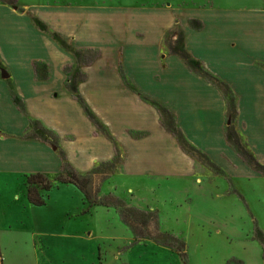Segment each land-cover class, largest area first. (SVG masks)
Returning <instances> with one entry per match:
<instances>
[{
	"label": "rangeland",
	"instance_id": "rangeland-1",
	"mask_svg": "<svg viewBox=\"0 0 264 264\" xmlns=\"http://www.w3.org/2000/svg\"><path fill=\"white\" fill-rule=\"evenodd\" d=\"M0 7L15 18L40 16L79 48L82 58L65 70L77 88L90 85L87 99L79 95L98 109L89 107L91 117L71 91L56 100L21 85L28 108L59 133L50 129L49 150L0 138L3 264H264V97H256L264 82L255 81L264 74V0H0ZM14 17L0 15L12 60L25 69L35 57L50 60L52 78L59 75L60 56ZM1 99L0 125L23 130L25 119ZM63 155L89 181L90 200L59 181ZM37 172L53 185L41 193L44 206L30 203L21 177Z\"/></svg>",
	"mask_w": 264,
	"mask_h": 264
},
{
	"label": "crops",
	"instance_id": "crops-1",
	"mask_svg": "<svg viewBox=\"0 0 264 264\" xmlns=\"http://www.w3.org/2000/svg\"><path fill=\"white\" fill-rule=\"evenodd\" d=\"M4 8H6V7H4ZM8 14L10 16L14 17V15L12 13H10L8 10H4V9H2V7H0V15L8 16ZM26 15H27V17L24 15L23 16H21V15L16 16L17 18L14 17V22L16 21L17 23H19V19H23V20L27 21L28 23H31V24H29V26H31V27H32V25L34 26V28L38 31L37 33L39 35L40 42H42L48 48L52 47L56 51V53L60 56V59L55 60V68H54V69H57L60 72V74L52 78L53 67L51 66V63L49 62L50 60H46V59L41 60V59H38L36 57L31 60L29 67L27 69H25V67L22 66L20 64V62L13 61L10 54L7 53V51L5 50V45L7 43L11 44L13 41L12 40V34L11 33L9 34L8 30H5V35L4 34L0 35L1 37H3V41L1 40V42L4 44V45H0V61L3 65V68L0 67V102L3 100L1 98H3L4 95H6V99H8V100H6V104L9 106L8 108L12 109L14 116H17L16 119L18 121H24V120H20L22 118L25 119L24 129L19 131V132H14V131L9 132L6 130L5 124L0 125V138H1V140H3L4 145H9V144H11V142L17 143V146L19 147L18 149L29 148V147H43V148L47 149L48 147L45 144H43L44 142L41 143L38 141H33V140L27 141V140L23 139V136L28 131H30L29 130V128H30L29 118L43 123L44 125L47 126L48 129H52L56 132H58L59 130L56 127H54L53 125H51L48 121H47L48 123L44 122L42 120V117L39 116L38 114H36L37 112L35 111V109L33 110V108H30V107L28 108L27 102H25V100L23 99L26 97V95L24 93L25 88L21 87V85L23 84V86H27L28 88H30L32 95L41 96L42 94H44L45 98H49V99L56 98V100L60 99L61 97L68 98V96H66L67 94H69L68 92H70L69 87H68V83L71 81H69V76H68L69 74L67 73L66 70L68 67L73 66L75 64V61H77V60L71 54L66 52L57 42H55L51 38L50 35L41 32L34 25L33 20H32V16H36L43 21V19L40 16L35 15L34 13H31V12L26 13ZM51 29L53 30V32L60 34L63 39H65L67 41L69 40L67 38V36H65L64 34L59 32L57 29H55V28L54 29L51 28ZM41 34H43V35H41ZM92 37L94 38V40H96L98 37L97 33L95 35H93ZM68 42H70L72 45L75 46V44L72 43L71 40H69ZM75 47L77 49H79L77 46H75ZM3 70L6 71V73H7L6 75H9V78H7V79L3 78ZM1 72H2V76H1ZM94 72H95V70H91L92 74L91 73L89 74V79L93 78ZM55 78H57L58 81L55 82V84H54L53 80ZM214 78H215V75H214ZM217 78H215V81L218 80ZM205 79L206 78L203 77V80H205ZM255 81H257V83H258V81L263 83L264 82V74H263V76L257 78V80H255ZM33 85H35V86H33ZM36 85H38L39 90L36 87ZM88 86L90 87V85L88 83L86 85L78 86L79 92H82V90L85 92V98L86 99H87L86 90L89 88ZM43 89H46V92L40 91ZM100 89H102V88H100ZM258 89H259V86L257 87L255 92H257ZM261 90H262L261 91L262 94L257 95L256 97H258V96L264 97V87H261ZM15 98L19 99L21 101V103L24 105V108H25L24 112L21 109L20 104L15 103L16 102ZM87 104H90L88 106L89 107L91 106L90 108L93 111V113H94V111L95 112L98 111V109L96 108L97 106H95L94 103L91 104L87 100ZM103 105L105 106V104H103ZM25 113H27V115H29V118L26 117ZM104 127H106V126H104ZM47 150H49V149H47ZM37 173H41L47 177V175L42 173V172H37ZM37 173L22 174L21 177L24 180V182H26V185H27V176L31 175V174H37ZM1 249L2 248H1V243H0V259H1V255H2ZM0 264H3L1 262V260H0Z\"/></svg>",
	"mask_w": 264,
	"mask_h": 264
},
{
	"label": "trees",
	"instance_id": "trees-1",
	"mask_svg": "<svg viewBox=\"0 0 264 264\" xmlns=\"http://www.w3.org/2000/svg\"><path fill=\"white\" fill-rule=\"evenodd\" d=\"M32 20L34 25L43 33H46L48 35L51 36V38L57 42L66 52H68L69 54H71L73 57H75L76 60H79L82 58V53L80 52L79 49H77L74 45H72L70 42H68L67 40L63 39L62 36L56 32H53V30L47 26L40 18L36 17V16H32ZM191 65L193 66L192 68L196 69L197 71H199V73L203 74V76H209V74H207L203 67L201 66L200 62H197L195 60H191ZM0 67L3 68V65L0 61ZM211 77V76H209ZM129 86H131L132 89H135L137 91V89L135 88V86L128 84ZM69 90L71 91V94H73L74 96L77 97V99L79 98L81 100V104H83L85 110H87L86 112H88V115L91 117H94L93 113L90 112V109L88 107H85L84 102L81 98V96L79 95V91L77 88V85L73 84L72 82H69L68 84ZM233 104H234V97H229L228 98ZM17 104H20L21 109L23 111H25L24 105L21 103V101L17 98H15ZM79 100V101H80ZM87 106V105H86ZM153 106H156L155 104H153ZM158 110H164V108L162 107H156ZM166 113V112H165ZM32 126L34 129V132L32 135L28 134L23 137L24 140H37L40 139L43 142H47L49 140V138L51 136H49L50 134H55L54 131H51L50 129L43 127L42 129L39 127L40 122L36 121V120H32ZM36 127V129H35ZM37 135V136H36ZM48 138V140H47ZM182 141L184 142V145H187L188 142L186 139H183L182 137ZM62 162H63V166H62V173L63 175L60 176L59 181L63 182L65 184H72L75 185L83 194L84 196L90 200V192H89V181L84 182L85 184H83V179L80 176H77L74 173L73 167L72 165L67 161V158L65 155H63L62 157ZM64 174H67L68 177H70V180H64ZM27 187H28V199L30 201L31 204L36 205V206H44L46 204V200L45 197L41 194L42 191H46L49 192L52 188L53 185L52 183L48 180V177H46L45 175L41 174V173H37V174H31L27 176Z\"/></svg>",
	"mask_w": 264,
	"mask_h": 264
},
{
	"label": "water",
	"instance_id": "water-1",
	"mask_svg": "<svg viewBox=\"0 0 264 264\" xmlns=\"http://www.w3.org/2000/svg\"><path fill=\"white\" fill-rule=\"evenodd\" d=\"M7 73H6V71L5 70H3V78H9V75H6Z\"/></svg>",
	"mask_w": 264,
	"mask_h": 264
}]
</instances>
